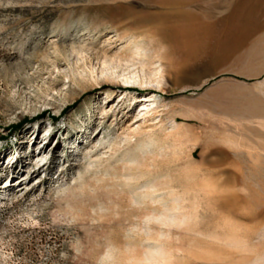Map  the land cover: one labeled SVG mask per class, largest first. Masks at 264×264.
Returning <instances> with one entry per match:
<instances>
[{"label": "rangeland", "instance_id": "rangeland-1", "mask_svg": "<svg viewBox=\"0 0 264 264\" xmlns=\"http://www.w3.org/2000/svg\"><path fill=\"white\" fill-rule=\"evenodd\" d=\"M0 264H264V0H0Z\"/></svg>", "mask_w": 264, "mask_h": 264}, {"label": "bare ground", "instance_id": "bare-ground-1", "mask_svg": "<svg viewBox=\"0 0 264 264\" xmlns=\"http://www.w3.org/2000/svg\"><path fill=\"white\" fill-rule=\"evenodd\" d=\"M134 49H135V51L132 53L131 60L133 62H139L141 60V57L146 56L145 53H142L143 51L145 52V50H143L142 47H139L136 45L134 46ZM139 73H142V70ZM132 76L135 78L132 77V78H129L128 80L132 81L133 84L138 85V87H139L138 89L141 90V92H140L141 95L135 98L136 101L139 102L138 111H136L137 113L134 116H132L130 122L128 123L129 125H127V126H128V130H130L134 134L135 133L137 134L143 129V127H141V125H138L140 122L141 123L145 122V120L150 119L151 117H152V119H150L148 121H154L158 117V116H155L156 111L153 109L154 105L156 104V102H155V99L157 98L156 92H150V93L145 94V92L147 90V86H150V87L156 88V89H160V86H159L158 80L156 79L157 74L151 73V74H148L146 77H143L140 74L138 75L135 73ZM144 85H146V87H144ZM106 105L107 106L105 108H103V110H102L103 112H105V110L107 108H109L108 110H112V107L114 106L111 104V102H108ZM116 108H117V106H116ZM115 116H116V114L114 115V117ZM105 118H106V115L102 119H105ZM172 123H174V125H175L176 121L173 120ZM136 124H137V126L134 128V125H136ZM156 125L157 124H150L149 127H154ZM145 128H147V127H145ZM99 134H100V132L98 134H96L95 138ZM101 144H100V146H102ZM44 149H46L45 152L48 151L46 146H44L42 150H44ZM35 158L37 159L38 155ZM45 159H47V158H45ZM38 163L40 164L39 167H41V165H44L45 160H42L41 163L40 162H38ZM45 166H47V165H44L43 167H45ZM39 167H38V169H39ZM41 169L42 168H40L38 171H41ZM21 186H22V184L20 183L18 188H20Z\"/></svg>", "mask_w": 264, "mask_h": 264}]
</instances>
